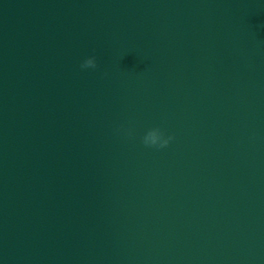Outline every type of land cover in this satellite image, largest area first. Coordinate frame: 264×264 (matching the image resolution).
Returning a JSON list of instances; mask_svg holds the SVG:
<instances>
[{"label":"water","instance_id":"95a60500","mask_svg":"<svg viewBox=\"0 0 264 264\" xmlns=\"http://www.w3.org/2000/svg\"><path fill=\"white\" fill-rule=\"evenodd\" d=\"M0 264H264V0H0Z\"/></svg>","mask_w":264,"mask_h":264},{"label":"clouds","instance_id":"9594fccd","mask_svg":"<svg viewBox=\"0 0 264 264\" xmlns=\"http://www.w3.org/2000/svg\"><path fill=\"white\" fill-rule=\"evenodd\" d=\"M82 70L96 69L98 67L97 58L90 56L86 58L80 65ZM171 136H166L165 132L159 127L149 129L142 137V143L146 147L165 148L169 145Z\"/></svg>","mask_w":264,"mask_h":264}]
</instances>
